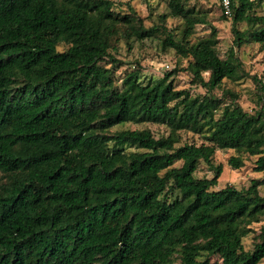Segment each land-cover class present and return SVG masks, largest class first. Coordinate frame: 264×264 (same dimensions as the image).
Returning a JSON list of instances; mask_svg holds the SVG:
<instances>
[{
  "label": "trees",
  "instance_id": "16d2710c",
  "mask_svg": "<svg viewBox=\"0 0 264 264\" xmlns=\"http://www.w3.org/2000/svg\"><path fill=\"white\" fill-rule=\"evenodd\" d=\"M165 2L147 26L129 3L125 12L112 0H0V264L264 259V177L217 188L223 167L213 164L230 152V170L249 161L264 172V75L251 76L260 91L254 113L223 87L248 76L234 48L264 53V0H230L225 58L209 11ZM198 26L211 35L195 37ZM125 31L127 52L154 45L173 52L174 68L144 80L135 59L118 73ZM145 123L168 133L116 129ZM202 164L211 177L197 175Z\"/></svg>",
  "mask_w": 264,
  "mask_h": 264
},
{
  "label": "rangeland",
  "instance_id": "374dc122",
  "mask_svg": "<svg viewBox=\"0 0 264 264\" xmlns=\"http://www.w3.org/2000/svg\"><path fill=\"white\" fill-rule=\"evenodd\" d=\"M115 6L121 11H127L126 3H129L133 9L144 19L145 25H151V19H155L158 15L166 12V2L165 0H112ZM195 7L201 11H209V21L210 24L215 27V32L213 38L217 41V49L221 58H225L232 45V35L230 32V18L226 20L222 19V9L219 0H191ZM264 5V4H263ZM151 14V15H150ZM150 15L151 19L148 17ZM178 21L174 19L166 20V27L168 30H174L177 28ZM211 29L209 26H198L196 28L195 37H206L209 35ZM211 35V34H210ZM209 35V36H210ZM129 37L128 32H123V38L119 40L118 45V56L120 60L126 62L118 71L121 73L125 69H134L135 59L140 63V73L144 80H157L162 77V75L174 68L175 56L173 52L166 54H159V50L154 46L146 44L144 48H139L138 44L133 45V49L127 52L126 41ZM236 54L243 63V69L248 74V76L242 77L237 82L226 81L223 85L224 90L231 91L237 95L236 103L246 112L254 113L258 108L257 103L260 91L257 89L256 84L251 79V76H256L258 78H263L264 75V53L258 52L255 46H243L240 49L234 48ZM179 78L182 84H188L189 78L180 74ZM218 96H222L220 90L216 91ZM264 96V93H261ZM229 103L232 99L229 95L225 94L222 96ZM148 128L155 138L161 136H166L168 129L164 126L150 125L148 123L141 125L124 124L116 127L117 130L123 129H143ZM183 142H193L199 144L200 139L197 136L191 134L182 135ZM230 152H217L213 158V164H221L223 167V172L218 180L217 188H223L225 186H235L236 188H247L250 185V179L262 178L264 177V172L254 173L252 171V164L248 161L245 162L244 167L237 171L230 170L227 165V159L230 156ZM198 176L211 177L212 173L208 167L204 164L199 166L197 173ZM261 194H264V188L260 189ZM245 246L248 248L250 245V238L245 239ZM173 257L176 252H173ZM260 264H264V259Z\"/></svg>",
  "mask_w": 264,
  "mask_h": 264
},
{
  "label": "built area",
  "instance_id": "2783aa9c",
  "mask_svg": "<svg viewBox=\"0 0 264 264\" xmlns=\"http://www.w3.org/2000/svg\"><path fill=\"white\" fill-rule=\"evenodd\" d=\"M219 1H220V6H221V9H222V13L226 17H230L231 16L230 0H219Z\"/></svg>",
  "mask_w": 264,
  "mask_h": 264
}]
</instances>
